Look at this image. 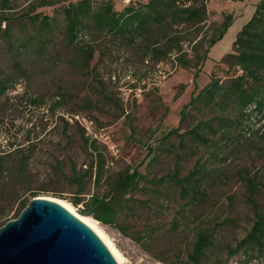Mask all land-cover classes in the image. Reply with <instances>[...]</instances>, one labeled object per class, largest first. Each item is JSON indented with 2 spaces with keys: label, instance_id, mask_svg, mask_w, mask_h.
<instances>
[{
  "label": "rangeland",
  "instance_id": "obj_1",
  "mask_svg": "<svg viewBox=\"0 0 264 264\" xmlns=\"http://www.w3.org/2000/svg\"><path fill=\"white\" fill-rule=\"evenodd\" d=\"M2 1L0 82L6 88L0 92V209L9 211L7 218L32 197L51 196L94 222L120 252L122 264L187 260L198 230L212 233L213 245L205 254L214 263L264 264V249L231 254L255 213L264 215V115L246 117L233 107L194 102L181 119L183 105L211 78L224 81L240 73L221 58L232 51L237 31L260 0H207V21L198 35L212 33L225 14L233 18L197 66L195 80L196 68L180 65L175 52L157 59L142 46L117 44L93 28L80 42L90 41L95 51L81 62L77 48L64 38L60 6L66 2L48 0L53 4L34 10L52 19L44 29L22 17L42 0ZM113 3L119 9L126 0ZM196 29L171 30L184 36ZM184 49L192 57L190 46ZM195 49L202 53L205 43ZM200 122L205 143L184 133ZM178 125L177 134L165 136ZM81 127L112 159L106 166L110 172L140 161L139 169L150 178L175 169L179 179L192 172L182 183L188 191L168 180L146 185L134 195L144 202L130 201L119 215L122 230L83 214L93 186L86 177L78 192L71 178V162L82 171L91 160ZM78 196L82 201L74 205L71 200Z\"/></svg>",
  "mask_w": 264,
  "mask_h": 264
},
{
  "label": "trees",
  "instance_id": "obj_2",
  "mask_svg": "<svg viewBox=\"0 0 264 264\" xmlns=\"http://www.w3.org/2000/svg\"><path fill=\"white\" fill-rule=\"evenodd\" d=\"M7 1L2 2L7 4ZM61 1L66 2L60 6L64 21V38L68 45L77 48L81 62L90 60L95 51V45L90 41L80 42L86 30L93 28L95 33H103L117 44L142 46L157 59L175 52V60L180 65L196 68L193 80L197 77V66L208 56L209 47L223 36L233 18L232 14H225L212 33L198 35L207 21V0H128L120 9L114 7L113 0ZM51 4L53 2L48 0L32 3L31 9L24 11L22 17L40 28L49 29L52 19L47 15L41 16L34 10L39 6ZM4 20L6 17L0 15V24ZM173 27L188 31L197 28V32H187L186 35L179 36L175 30H171ZM162 28L166 31L156 34L155 31ZM203 43L205 49L198 53L195 48ZM185 45L192 49V57H187ZM231 47L232 51L226 53L221 60L230 67H236L240 73L233 74L224 81L216 77L211 78L183 105L181 119L185 116L187 107L194 102L221 110L233 107L241 116L246 117L251 112L264 115V0L256 4L250 18L237 31ZM5 88V84L0 82V92ZM201 125H204V122L184 130V133L205 143L208 139L202 133ZM178 129L179 125L169 130L165 136L177 134ZM80 134L83 148L90 153L91 160L82 171H78L76 164L71 162V178L78 192L84 189L86 177L89 178L93 190L88 200L84 201L81 212L104 225L122 230L118 221L119 215L127 211L130 201L135 204L144 202L134 195L145 189L146 185H157L168 180L182 186L184 181L193 176V173L189 172L179 179L178 170L175 169L172 173L150 178L139 169L143 161L133 167L110 172L106 166L112 163V159L108 160L107 153L99 147L97 139L86 134L83 127ZM182 190L188 191L184 186ZM28 201L21 203L13 218ZM81 201L79 196L71 200L74 205ZM8 213V210L0 209V225L9 220ZM255 216L252 226L231 249V254L239 250L251 252L254 249H264V215L256 212ZM212 245V233L198 230L187 260L176 259L173 264H216L207 259L205 254Z\"/></svg>",
  "mask_w": 264,
  "mask_h": 264
},
{
  "label": "water",
  "instance_id": "obj_3",
  "mask_svg": "<svg viewBox=\"0 0 264 264\" xmlns=\"http://www.w3.org/2000/svg\"><path fill=\"white\" fill-rule=\"evenodd\" d=\"M0 264H118L98 235L53 199L32 197L0 225Z\"/></svg>",
  "mask_w": 264,
  "mask_h": 264
},
{
  "label": "bare ground",
  "instance_id": "obj_4",
  "mask_svg": "<svg viewBox=\"0 0 264 264\" xmlns=\"http://www.w3.org/2000/svg\"><path fill=\"white\" fill-rule=\"evenodd\" d=\"M49 199H53L55 201H57L58 203L62 204L63 206H65L71 213H73L74 215H76L79 219H81L84 223L88 224L91 228H93L97 234L104 240V242L106 243V245L108 246V248L110 249V251L112 252L113 256L115 257V259L117 260L118 264H122V256L120 254V252L113 246V244L107 239V237L97 228V226L94 224V222H92L88 217L86 216H82L80 214H78L73 207H71L69 204L65 203L64 201L57 199V198H53L51 196H43Z\"/></svg>",
  "mask_w": 264,
  "mask_h": 264
},
{
  "label": "crops",
  "instance_id": "obj_5",
  "mask_svg": "<svg viewBox=\"0 0 264 264\" xmlns=\"http://www.w3.org/2000/svg\"><path fill=\"white\" fill-rule=\"evenodd\" d=\"M127 1H128V0H126V3H127ZM124 4H125V3H124ZM124 4H123V5H124ZM123 5H122V6H123ZM122 6H121V7H122ZM121 7H120V8H121ZM120 8H119V9H120Z\"/></svg>",
  "mask_w": 264,
  "mask_h": 264
}]
</instances>
